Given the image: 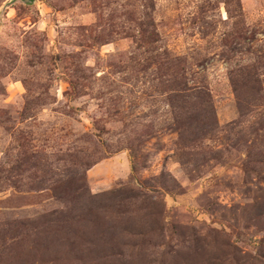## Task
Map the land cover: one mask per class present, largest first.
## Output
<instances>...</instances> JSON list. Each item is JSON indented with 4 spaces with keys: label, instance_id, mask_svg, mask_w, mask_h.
I'll return each mask as SVG.
<instances>
[{
    "label": "rangeland",
    "instance_id": "obj_1",
    "mask_svg": "<svg viewBox=\"0 0 264 264\" xmlns=\"http://www.w3.org/2000/svg\"><path fill=\"white\" fill-rule=\"evenodd\" d=\"M0 264H264V0H0Z\"/></svg>",
    "mask_w": 264,
    "mask_h": 264
}]
</instances>
